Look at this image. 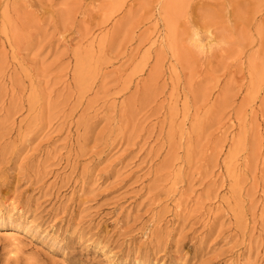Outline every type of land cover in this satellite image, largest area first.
Here are the masks:
<instances>
[{
    "label": "rangeland",
    "instance_id": "1",
    "mask_svg": "<svg viewBox=\"0 0 264 264\" xmlns=\"http://www.w3.org/2000/svg\"><path fill=\"white\" fill-rule=\"evenodd\" d=\"M0 264H264V0H0Z\"/></svg>",
    "mask_w": 264,
    "mask_h": 264
},
{
    "label": "bare ground",
    "instance_id": "2",
    "mask_svg": "<svg viewBox=\"0 0 264 264\" xmlns=\"http://www.w3.org/2000/svg\"><path fill=\"white\" fill-rule=\"evenodd\" d=\"M4 227L3 219L0 218V229Z\"/></svg>",
    "mask_w": 264,
    "mask_h": 264
}]
</instances>
